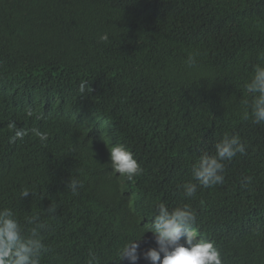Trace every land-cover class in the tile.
I'll return each instance as SVG.
<instances>
[{
	"label": "trees",
	"instance_id": "16d2710c",
	"mask_svg": "<svg viewBox=\"0 0 264 264\" xmlns=\"http://www.w3.org/2000/svg\"><path fill=\"white\" fill-rule=\"evenodd\" d=\"M257 24L264 0H0V129L14 121L29 133L16 154L0 151V207L48 225L41 264H87L90 251L98 264H128L115 253L157 201L189 204L223 264H264V124L241 118L264 50ZM193 53L198 69L186 67ZM81 81L92 90L80 93ZM235 135L247 154L225 162L224 183L185 198L193 164ZM108 137L140 162L132 181L111 171ZM155 246L146 233L141 250Z\"/></svg>",
	"mask_w": 264,
	"mask_h": 264
},
{
	"label": "clouds",
	"instance_id": "9594fccd",
	"mask_svg": "<svg viewBox=\"0 0 264 264\" xmlns=\"http://www.w3.org/2000/svg\"><path fill=\"white\" fill-rule=\"evenodd\" d=\"M258 28L264 25L257 24ZM99 42L110 43L109 33L98 36ZM199 53L190 54L185 63L188 69H198ZM257 63L252 66L249 79L244 84L247 94L242 101L241 118L251 119L254 124H264V50L257 53ZM92 90L88 82L81 81L79 92ZM34 115L31 109L27 116ZM39 119H43L41 114ZM85 122L93 124V119L84 117ZM10 130L0 129V151L16 154L21 140L28 131L17 127L13 121L8 124ZM31 133L42 143L48 140V134L38 128H32ZM108 139L107 152L110 154L111 171L119 177L132 181L142 172L141 164L134 153L124 144H114ZM215 153L201 155L191 169L192 179L180 185L185 198H194L199 187L210 188L225 181L226 161L231 162L237 155L247 154V144L239 135L225 136L215 144ZM253 182V177L246 176L241 180V186L247 187ZM83 187L78 179L72 178L67 185L73 195H78V189ZM31 191L23 189L22 197H27ZM153 218L146 224H141V235L129 231L123 245L115 253L119 262L126 260L128 264H139L141 258L149 264H223V259L215 243L198 236L195 232L197 213L189 205L183 204L170 208L164 201H157L154 206ZM50 215L56 209L50 206L46 210ZM25 224L30 225L26 228ZM48 228L40 220L38 214L25 218V223L17 217L11 207H0V264H41L49 248L44 242L42 232ZM152 233L155 247L141 250L144 235ZM87 264H98L95 252L90 251Z\"/></svg>",
	"mask_w": 264,
	"mask_h": 264
}]
</instances>
